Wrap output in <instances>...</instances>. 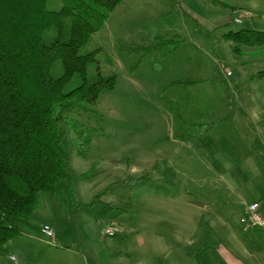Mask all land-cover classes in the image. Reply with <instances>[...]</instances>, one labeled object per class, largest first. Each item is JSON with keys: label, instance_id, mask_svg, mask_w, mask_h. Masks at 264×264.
Instances as JSON below:
<instances>
[{"label": "rangeland", "instance_id": "obj_1", "mask_svg": "<svg viewBox=\"0 0 264 264\" xmlns=\"http://www.w3.org/2000/svg\"><path fill=\"white\" fill-rule=\"evenodd\" d=\"M103 23L78 51L114 86L62 113L90 143L0 264H210L222 249L264 264V231L240 222L264 190V44L226 37L264 31V0H121Z\"/></svg>", "mask_w": 264, "mask_h": 264}, {"label": "trees", "instance_id": "obj_2", "mask_svg": "<svg viewBox=\"0 0 264 264\" xmlns=\"http://www.w3.org/2000/svg\"><path fill=\"white\" fill-rule=\"evenodd\" d=\"M120 1L0 0V246L22 233L40 193L55 192L61 181L71 185L69 148L82 154L93 129L74 125L71 137L62 113L93 110L115 83L98 68L88 74L93 54L78 50ZM226 37L235 51L264 44L256 29ZM252 199L263 201L264 190Z\"/></svg>", "mask_w": 264, "mask_h": 264}, {"label": "built area", "instance_id": "obj_3", "mask_svg": "<svg viewBox=\"0 0 264 264\" xmlns=\"http://www.w3.org/2000/svg\"><path fill=\"white\" fill-rule=\"evenodd\" d=\"M240 222L244 229L259 228L264 231V213L259 211V203H256V201L249 202L246 205L245 216L240 219ZM40 231L47 236L52 235L46 225L41 227ZM107 233L112 235L113 231L109 228Z\"/></svg>", "mask_w": 264, "mask_h": 264}, {"label": "crops", "instance_id": "obj_4", "mask_svg": "<svg viewBox=\"0 0 264 264\" xmlns=\"http://www.w3.org/2000/svg\"><path fill=\"white\" fill-rule=\"evenodd\" d=\"M259 122H260V118H259ZM230 254H229V252L222 249L219 252L220 263H219V261H216L215 263L210 262V264H248V263L244 262L243 260H241L240 258H238L237 256H235L233 254L230 255Z\"/></svg>", "mask_w": 264, "mask_h": 264}]
</instances>
